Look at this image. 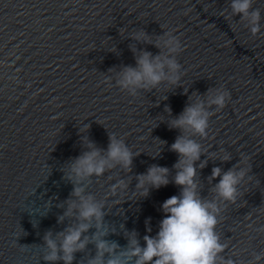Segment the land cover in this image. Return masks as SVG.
I'll return each instance as SVG.
<instances>
[{"label": "water", "instance_id": "95a60500", "mask_svg": "<svg viewBox=\"0 0 264 264\" xmlns=\"http://www.w3.org/2000/svg\"><path fill=\"white\" fill-rule=\"evenodd\" d=\"M228 2L0 0V264H63L42 256L44 235L55 236L76 222L75 216L58 221L67 200L75 199L67 166L88 150L85 136L104 154L109 132L135 153L131 166L92 175L84 194L104 201L103 239L119 250L127 245L125 233L135 230L143 246V236L155 235L165 215L160 205L180 190L173 181L179 157L170 145L181 130L169 121L193 93L203 97L221 86L230 99L209 117L207 136L193 137L204 149L193 162L198 193L212 199L219 179L211 178L212 168L245 166L241 153L247 155L236 202L218 200L216 230L227 245L222 255L235 264L264 253V0H253L252 7L260 9L255 36L239 14L229 20L220 14ZM163 28L181 40L176 59L184 75L176 85L162 83L131 96L115 85L116 74L135 67L142 51L161 53L154 41ZM138 31L149 39L136 40ZM83 124L88 128L81 132ZM221 150L230 159L221 160ZM153 165L168 168L169 182L134 196L137 176ZM117 180L127 184L122 196L109 194ZM95 232L93 224L82 236ZM95 254L90 239L72 264H87ZM256 264H264V255Z\"/></svg>", "mask_w": 264, "mask_h": 264}, {"label": "clouds", "instance_id": "9594fccd", "mask_svg": "<svg viewBox=\"0 0 264 264\" xmlns=\"http://www.w3.org/2000/svg\"><path fill=\"white\" fill-rule=\"evenodd\" d=\"M252 5L253 0H229L228 10L224 9L220 14L227 20L239 14V22L244 23L250 34L255 36L260 32V9L253 8ZM134 38L146 41L149 39L144 31L134 33ZM154 43L163 49L161 53L152 56L149 52L142 51L136 56L135 67L125 66L116 74L115 85L131 96H135L140 89L158 88L162 83L176 85L184 75L181 64L176 59L183 46L173 30L164 29ZM111 80V77H105L106 82ZM229 99L230 92L223 86L209 89L203 97L193 93L188 97L189 103L183 111L169 121V127L181 130V134L170 145L171 150L178 153L179 157L174 164L176 173L173 181L180 190L178 195L170 196L160 205L165 215L159 221L155 235L143 236V246L140 245L135 230L125 233L127 245L119 250L115 242L103 239L108 231L101 222L104 201H97L91 194L85 195L83 186L92 175L99 176L105 169H112L116 165L125 171L129 170L135 153L126 145L125 139L115 133L109 132V142L104 154L86 136L83 137L88 150L72 160L65 172L66 178L74 185L72 195L75 199L67 200L63 215L58 217V221H62L65 217L75 216L76 222L69 224L55 236L50 232L44 235L43 260L72 264L74 253L83 250L91 239L95 243L96 254L87 264H217L218 261L220 264H235L232 257L222 255L227 245L221 241L216 230L221 211L218 200L236 202L238 185L247 171L248 156L241 153V164L245 166L223 172L219 167L212 168L211 178L219 179L212 189L215 195L210 200L199 195L193 166V162L204 151L201 143L193 137L207 136L209 117L224 109ZM87 128L88 125L83 124L80 130L84 132ZM221 151V160L230 159L227 152ZM158 152L159 148L156 149V154ZM203 166L202 161L199 167ZM168 182V168L153 165L146 173L137 176L136 192L133 195L146 196L149 186L158 188ZM126 187V181L117 180L109 188V194L122 196ZM93 224L96 232L91 238L82 236ZM147 231L150 232L151 229L147 228ZM105 254L108 255L107 260L104 259ZM262 255L264 253H255L249 264L259 262Z\"/></svg>", "mask_w": 264, "mask_h": 264}]
</instances>
